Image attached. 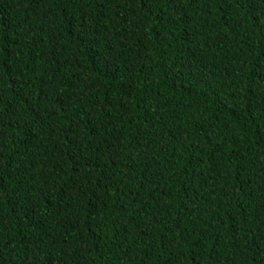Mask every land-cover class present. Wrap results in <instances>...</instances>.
Here are the masks:
<instances>
[{
    "label": "trees",
    "instance_id": "trees-1",
    "mask_svg": "<svg viewBox=\"0 0 264 264\" xmlns=\"http://www.w3.org/2000/svg\"><path fill=\"white\" fill-rule=\"evenodd\" d=\"M0 264H264V0H0Z\"/></svg>",
    "mask_w": 264,
    "mask_h": 264
}]
</instances>
